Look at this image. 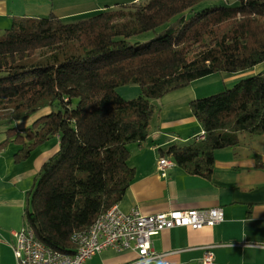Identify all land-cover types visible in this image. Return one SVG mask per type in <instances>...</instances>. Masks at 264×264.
<instances>
[{"label": "trees", "instance_id": "obj_1", "mask_svg": "<svg viewBox=\"0 0 264 264\" xmlns=\"http://www.w3.org/2000/svg\"><path fill=\"white\" fill-rule=\"evenodd\" d=\"M141 0L105 6L65 22L16 16L0 35V132L20 145L16 162L55 138L57 150L26 193L23 217L47 247L74 252V232L119 203L135 171L128 144L148 139L152 100L212 73L264 61V0ZM152 31L147 40L135 35ZM137 84L140 95L116 88ZM205 137L169 144L162 155L209 177L216 149L241 134L264 135V69L189 101ZM32 118L23 132L17 120ZM4 126V130H1ZM258 159V155H256ZM258 166H263L260 162Z\"/></svg>", "mask_w": 264, "mask_h": 264}, {"label": "crops", "instance_id": "obj_2", "mask_svg": "<svg viewBox=\"0 0 264 264\" xmlns=\"http://www.w3.org/2000/svg\"><path fill=\"white\" fill-rule=\"evenodd\" d=\"M40 8L47 13L53 9L59 18L69 13L67 7L51 2L45 7L33 0H0V25L7 26L16 16L39 14ZM263 69L264 61L250 70L223 73V79L233 82ZM173 91L157 103L148 139L141 144H128L127 162L135 175L117 207L123 212L137 209L143 214H154L220 206L224 219L198 229L181 226L161 230L152 238L153 249L162 254L158 259L135 263V250L107 248L93 255L89 263L205 264L203 254L210 245L214 253L211 264H264V135L241 134L235 146L216 149L208 178L188 174L176 164L162 177L157 169L161 151L169 144L188 142L202 131L188 104L192 97ZM31 120L30 117L15 122L16 131L23 132ZM5 138L1 131L0 143ZM9 143L0 148V264H16L10 230L24 225L26 193L40 166L58 147L57 140L53 150L43 149L37 154L36 148L28 158L16 162L14 153L18 147ZM258 162L263 166H258Z\"/></svg>", "mask_w": 264, "mask_h": 264}, {"label": "built area", "instance_id": "obj_3", "mask_svg": "<svg viewBox=\"0 0 264 264\" xmlns=\"http://www.w3.org/2000/svg\"><path fill=\"white\" fill-rule=\"evenodd\" d=\"M204 138L201 132L197 139ZM174 165L170 158H161L158 169L162 175ZM223 209L220 206L199 209H174L154 214H143L137 209L123 212L116 205L94 220L84 231L72 234L76 244L74 253L51 250L36 240L30 230L14 233L16 246L14 255L18 264H82L87 258L105 247L136 250L138 263L160 257L152 247L151 237L165 228L190 226L201 228L222 222ZM212 252L205 250L204 260L211 262Z\"/></svg>", "mask_w": 264, "mask_h": 264}, {"label": "rangeland", "instance_id": "obj_4", "mask_svg": "<svg viewBox=\"0 0 264 264\" xmlns=\"http://www.w3.org/2000/svg\"><path fill=\"white\" fill-rule=\"evenodd\" d=\"M33 1H35V3H37V4H39V5H41V6H47V5H49L50 4V2L54 5V6H56V5H63V6H65V7H67L68 8V14H66L65 16H64V18L62 19L63 21H65V22H71L72 20H75V19H77V18H81V17H85V16H87V15H89L90 13H92L93 11H98V10H100V9H103L105 6H111V5H116V4H118V5H120V3H124V4H131V3H133V2H135V1H137V0H33ZM50 1V2H49ZM138 1H141V0H138ZM218 2V0H211V2L210 3H217ZM206 4H207V0L206 1H203V2H201L200 4H199V6H197L196 7V9H200L201 7H204V6H206ZM53 12V9H51L48 13H47V11L46 10H43L42 8H40L39 9V14H35V15H30V16H38V17H42V16H47V15H49V14H51ZM73 13H76L75 15H72ZM54 14V13H53ZM68 15H70V16H68ZM26 16H29V15H26ZM11 23L12 22H9V24L7 25V26H5V25H0V35H2V34H4V32H5V30L7 29V28H9L10 26H11ZM153 36V32L152 31H147V32H144V33H142V34H139V35H135V36H132L131 38H130V40L131 41H134V40H147V39H149V38H151ZM210 76V77H209ZM206 77V78H205ZM205 77H202V78H199V79H196L195 81H192L190 84H188V85H186V86H184V87H181V88H178V89H176L175 91H173V92H186V95L188 96V97H192V98H198V97H206V96H209V95H212V94H215V93H218V92H221V91H223L225 88H228V87H231L232 85H233V83L238 79H236L235 81H233V82H226L225 81V79H223V73H212V74H210V75H207V76H205ZM240 77H242V76H240ZM239 77V78H240ZM116 91H117V93L121 96V97H123L124 99H131V98H135V97H137L138 95H140V88H139V86L137 85V84H134V83H126V84H123V85H119L117 88H116ZM169 93V92H168ZM168 93H166V94H168ZM166 94H164L162 97H160V98H158V99H154V100H152V103L155 105V106H157V103L159 102V100H161L162 98H164L165 97V95ZM174 94V93H173ZM168 96H171V95H168ZM191 98V99H192ZM191 99H189V100H191ZM189 102V101H188ZM154 119V118H153ZM23 120H25V119H23ZM23 120H17V121H15L16 123L17 122H21V121H23ZM11 124H13V125H15L14 124V122L13 123H11ZM201 132H203L204 133V131H203V129H202V131ZM201 132H200V134H201ZM200 134H198V135H200ZM198 135H196V136H194L195 138H194V140H200V139H197L198 138ZM204 137H205V135H204ZM203 139V138H202ZM56 143H57V139H55V138H51V139H48V140H46L45 142H43L42 144H40L38 147H37V154L38 153H40L43 149L45 150H47V151H51V150H53V148H55V146H56ZM9 144H12V146L14 145V146H17L18 148L20 147V145L18 144V143H16V142H10ZM58 146V145H57ZM58 148V147H57ZM54 153V151L52 152V154ZM51 154V155H52ZM50 155V156H51ZM49 156V157H50ZM48 157V158H49ZM161 158H166V156H164V155H160V157H159V159H158V161L161 159ZM167 158H170V157H167ZM171 159V158H170ZM158 161H157V169H158ZM174 162V161H173ZM174 165H175V163H174ZM173 165V166H174ZM173 166H171V167H173ZM170 167V168H171ZM169 168V169H170ZM168 170V169H167ZM167 170L165 171V175H162L161 174V171L158 169V171H159V174L162 176V177H166V175H167ZM116 206H117V204H115ZM112 206H114V205H112ZM111 206V207H112ZM111 207H109L107 210H109ZM106 210V211H107ZM105 211V212H106ZM105 212H103V213H105ZM102 213V214H103ZM101 214V215H102ZM100 216V215H99ZM98 216V217H99ZM97 217V218H98ZM219 224V223H218ZM214 225H216V224H214ZM91 226V225H90ZM89 226V227H90ZM88 227V228H89ZM179 227H181V226H179ZM182 227H185V226H182ZM188 227H190V226H188ZM88 228H86V229H84V230H87ZM172 228H174V227H172ZM192 228V227H191ZM23 229H27V230H30L31 232H32V234H33V236H34V238L36 239V240H38L43 246H45V247H47L46 245H44L39 239H37L36 237H35V235H34V232H33V230L26 224V222H24V225L23 226H21L20 228H18V229H13V230H10V234H11V236H12V238H13V242H12V244L10 245L11 246V249H12V252H13V256H14V259H15V262H16V264H18V261H17V259H16V257H15V255H14V250H15V246H16V237H15V235H14V233H16V232H18V231H21V230H23ZM165 229H169V228H165ZM193 229H198V228H193ZM84 230H80V231H84ZM160 232V231H159ZM158 232V233H159ZM157 233V234H158ZM157 234H155V235H157ZM155 235H153V236H155ZM153 236L151 237V240H152V238H153ZM71 240H72V238H71ZM73 242V241H72ZM74 243V242H73ZM74 245H75V248H74V252H75V250H76V244L74 243ZM211 247L212 246H206L205 247V250L206 249H208V250H210L211 252H212V259H211V262L210 263H207V262H205V260H204V256H205V253L203 254V262L205 263V264H211L212 263V261H213V257H214V253H213V251L211 250ZM47 248H49V247H47ZM107 248H110V249H113V250H116V251H121V250H127V249H131V248H127V249H116V248H112V247H105L104 249H107ZM49 249H51V248H49ZM104 249H102V250H104ZM152 249H153V247H152ZM51 250H53V249H51ZM101 250V251H102ZM131 250H134V249H131ZM55 251H58V250H55ZM100 251V252H101ZM136 251V250H135ZM153 251L156 253V254H159L160 255V257L162 256V254L161 253H158V252H156L154 249H153ZM61 252V251H60ZM74 252H72V253H74ZM64 253H69V252H64ZM71 253V254H72ZM99 253V252H98ZM95 254H97V253H95ZM94 254V255H95ZM137 254V253H136ZM93 256V255H92ZM92 256H90L89 258H87L86 260H87V262L85 263V261L83 262V263H85V264H90L89 262H90V260H91V258H92ZM138 257V256H137ZM159 257V258H160ZM158 259V258H157ZM95 257L93 258V261L95 262ZM137 261H138V258L136 259V261H135V263H137ZM82 263V264H83Z\"/></svg>", "mask_w": 264, "mask_h": 264}]
</instances>
